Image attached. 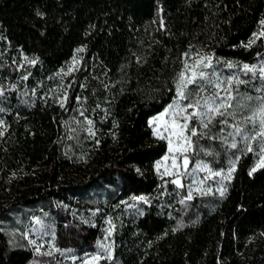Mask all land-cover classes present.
I'll list each match as a JSON object with an SVG mask.
<instances>
[{
	"label": "trees",
	"instance_id": "trees-1",
	"mask_svg": "<svg viewBox=\"0 0 264 264\" xmlns=\"http://www.w3.org/2000/svg\"><path fill=\"white\" fill-rule=\"evenodd\" d=\"M262 20L264 0H0V264H65L60 254L95 252L98 264H264L263 217L251 235L239 232L245 189L264 182V168L249 175L256 145L241 154L199 139L191 168L235 171L181 204L187 185L177 189L157 169L167 144L148 121L175 97L185 53L203 52L219 73L249 81L238 98L264 87L239 72L264 65ZM81 48L61 107L45 89ZM22 55L35 64H20ZM220 127L212 134L226 136ZM29 214L55 254H37L23 236Z\"/></svg>",
	"mask_w": 264,
	"mask_h": 264
},
{
	"label": "snow or ice",
	"instance_id": "snow-or-ice-1",
	"mask_svg": "<svg viewBox=\"0 0 264 264\" xmlns=\"http://www.w3.org/2000/svg\"><path fill=\"white\" fill-rule=\"evenodd\" d=\"M162 23V22H161ZM261 25L264 26V20L261 21ZM257 39L259 38L256 34H253ZM264 36V32L259 34ZM255 40L249 43H254ZM84 49H77V52H81ZM187 59L183 63V68L177 73L175 80V99L170 103L163 112L157 117H153L149 121L150 125H154L156 121L167 117L163 120L162 131L158 130L160 126L153 128L154 135L159 139H167L168 151L172 158V170L169 171L167 168L163 175L172 176L173 179L168 181L169 183L176 186L177 189H184L185 184L182 182L183 179L191 177L190 183L187 186V195L182 197L179 201L181 204H185L186 201L192 200L193 192H197L200 195L210 194L212 192L211 187L207 190L203 188L208 179L214 177H222L223 179H230L232 173L235 171V163H232L231 167L225 174L222 171H213L208 167V164L203 162H197L195 167L189 170V156L187 153L195 151L198 146L199 139L207 138L209 140L221 139L231 149L240 151L241 154L254 152L255 149L253 144H256L258 151L256 155L259 157L255 167H253L249 175L257 171L258 168H264V94L255 97L259 101L258 105L254 107L249 115L243 117L242 121H236L231 123V120H236V109L243 107L238 101L235 93L239 92V86L247 84L249 81L241 79L238 73H233L228 76L222 77V73H217L212 63V57L206 55L195 54L193 60L192 55L189 53L184 54ZM189 61H192L191 63ZM30 63L35 64V61ZM78 63L73 58L72 65L68 66L67 72L64 75L70 74L74 71V65ZM229 69L234 67L233 64L227 65ZM240 73L244 75L252 74L253 79H259L264 81V65L257 68L256 65L249 66L244 64L239 69ZM24 79H27L25 76ZM254 91L258 93H264V87L254 88ZM3 95V93H0ZM79 99V98H78ZM247 100H252V96H247ZM67 101V96L60 101V106L64 107V103ZM235 101V103H234ZM97 107H99L97 105ZM0 111H3L0 108ZM81 116H84V112L81 111ZM86 123L89 125L88 131L92 133V121L85 117ZM219 124L220 133L225 132V128H231L232 131L228 132L226 136L217 137L212 134V127ZM0 125H3V121L0 120ZM211 126V127H210ZM164 133H168L167 136ZM3 135V132H0ZM174 137V139H173ZM197 140H193V138ZM229 137L231 138L229 141ZM239 138V139H237ZM243 147H239V145ZM175 145V146H174ZM211 154V153H205ZM233 156L235 154L233 153ZM165 159H168L166 156ZM239 156H235V160L238 161ZM183 161V171H181V165L178 161ZM160 164L157 163V169ZM197 171H206L208 176L203 179L197 180L195 173ZM220 195L223 196L226 189H218ZM133 200L147 202V198L144 196L132 197ZM111 225V221L108 222ZM112 229L108 230V236H111ZM35 244V241H31ZM40 247L37 246L36 251H40ZM100 247L105 251L108 250L109 246L101 243ZM45 255H52L51 252L44 253ZM110 255V253H109ZM101 256L96 255L91 257V260H98ZM85 264H88L86 261Z\"/></svg>",
	"mask_w": 264,
	"mask_h": 264
},
{
	"label": "rangeland",
	"instance_id": "rangeland-1",
	"mask_svg": "<svg viewBox=\"0 0 264 264\" xmlns=\"http://www.w3.org/2000/svg\"><path fill=\"white\" fill-rule=\"evenodd\" d=\"M159 12L160 11L158 10V12H157L158 19L157 20H159L158 23L160 24ZM198 54L199 55H205L203 52H200ZM192 57H193V60H194L196 58L195 54H193ZM73 58H75L76 61H78V63H76L74 65V69L76 70L78 68L79 61H80L79 52L76 53L71 58V60L67 63V65L64 68H61L56 73L57 83H55L52 86H50L49 88L45 89L44 94H47L49 97L56 99L58 102L63 100L64 97L66 96L67 85L70 82L73 73L75 72V70H74L68 75H64L63 74L64 72H67L68 66L72 65ZM27 62H31V60L28 57L22 55V60L20 61V64L21 63H27ZM189 62L191 63L192 61H189ZM215 69H216L217 73H219L216 67H215ZM230 74H228V75H230ZM228 75H225L223 73L221 78H223L224 76H228ZM262 94H264V93L255 92L253 95H250V96L253 97L252 100H247L246 98H238L237 97V101L241 105H243V107H240V108L236 109V120L234 121V120L230 119V122L231 123H235L236 121H242L244 116L249 115L251 110L254 107H256L258 105V103H259V101L255 99V97L260 96ZM235 95H236V93H235ZM174 99H175V97L172 99V101L170 103H172ZM234 103H235V101H234ZM163 110L161 112H163ZM161 112H159V113L155 114L154 116L150 117L148 121L152 120L153 117L159 116V114ZM166 119H167V117H164L161 120L156 121L154 125H150L151 128H152V131H153V128L157 127L158 125L160 126V128H158V130L162 131V123H163V120H166ZM3 126H4V123H3V125H0V131H2ZM230 131H232L231 128L225 129V134L227 135V133L230 132ZM164 135L167 136L168 133H164ZM173 139H174V137H173ZM237 139H239V138H237ZM164 140L166 141V144H167V151L164 154V156L159 160V164H160L159 171H160V173L162 175L164 174L166 168L169 171L172 170V163H173L172 162V158H171V154L168 151V141H167V139H164ZM254 145H256V144H253V146ZM239 146L243 147L242 144L239 145ZM191 152L192 151L187 153V155L189 156V160H190V162H189V170H191L193 167H195V165H194L191 168V166H192V164L194 162L192 160L191 156H190ZM166 156L168 157V159H165ZM258 159H259V157L257 158V162H258ZM178 162L181 165V171H183V161L180 160ZM197 162H202V161H197ZM257 162H256V164H257ZM203 163H205V162H203ZM227 171H228V169L224 170L222 172H224L226 174ZM164 176H168V175H164ZM205 176H208V172H206V171H197L195 173V178L197 180L203 179ZM168 177L173 179L172 176H168ZM220 178L223 180L222 177H220ZM190 180H191V177H189L188 179H183L182 178V182L184 184H186L187 186L190 183ZM208 187H211V189L213 190L214 186H213V183L211 182L210 179H208L206 184L203 185V188L205 190H207ZM193 194L197 195L199 193L193 192ZM243 203H244L243 208H244V212H245V217H244L243 221H241L240 228H239L240 231L239 232L242 235H246L247 236V235H251L249 233H251L252 231H256L257 228L259 227L260 222L256 221V220H258L257 217H260V218L263 217L261 219H262V221L264 220V182L263 181H261V182L260 181H254V182H252L251 184H249L247 186V188L245 189L244 202ZM16 220H18V218H16ZM27 220L29 222L25 221V229H24V235L23 236L27 239V241L30 244V246L32 247L33 251L36 252L37 254H40V255H45L44 253H48V252H51L52 254H55L56 248L53 247L51 239L49 238V236L46 233V231L43 228V226L40 224L41 222L35 216V214H29ZM5 228L7 230H9L14 237H18V235L16 234L17 233V229L9 228V227H5ZM31 241H35L36 243L33 244V243H31ZM102 243L108 245V239H107V241H104ZM37 246H42V247H40V251L39 252L36 251ZM60 255H62V260L65 262V264H85L86 261L88 262V264H98L99 260L101 259V258L98 259V260H91L90 259L91 257L98 255L96 252L93 253V254H90V255H82V256H77V254L71 255L69 257L63 256V254H60Z\"/></svg>",
	"mask_w": 264,
	"mask_h": 264
}]
</instances>
